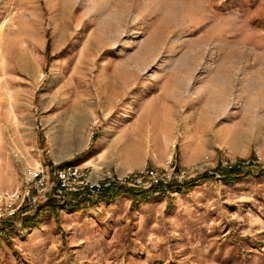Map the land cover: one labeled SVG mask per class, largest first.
<instances>
[{
	"label": "rangeland",
	"instance_id": "obj_1",
	"mask_svg": "<svg viewBox=\"0 0 264 264\" xmlns=\"http://www.w3.org/2000/svg\"><path fill=\"white\" fill-rule=\"evenodd\" d=\"M39 161L135 195L15 220L0 264H264V172L214 170L264 168V0H0V191Z\"/></svg>",
	"mask_w": 264,
	"mask_h": 264
},
{
	"label": "trees",
	"instance_id": "obj_2",
	"mask_svg": "<svg viewBox=\"0 0 264 264\" xmlns=\"http://www.w3.org/2000/svg\"><path fill=\"white\" fill-rule=\"evenodd\" d=\"M250 167L256 166V164H253L252 162L249 163ZM216 171H220L224 173V179H234L239 176H244L248 174H260L264 172V168H260L257 166V170L254 171L241 169L237 166L230 165L228 167L223 166L220 167V165L217 164V166L214 168ZM207 173L204 172L200 175H196L194 179L204 177ZM189 179V180H194ZM185 180L178 181L177 179H170L166 182L156 181L150 184V186L147 189H142V187L138 188L140 193H146L147 191H164L170 188H175V190L181 189V184H184ZM136 188L127 185L125 183H117V182H109L108 184H104V182H101L98 187L95 188L94 193H91L90 190L87 187L82 188L81 190L76 191H64L61 195L56 194L54 191L49 192L44 199H42L40 202L37 203L35 209L32 211L33 213H29L27 208H22L21 211L14 213L13 215L0 219V230L5 231L10 228H12L15 224V220H17L22 228H28L31 225V222L38 216V213L43 210L44 208L47 209H54L57 203H61L62 206H65L67 204H79L80 202L86 200H93L98 199L100 201L105 199H112L115 196H118L120 194H129L134 197Z\"/></svg>",
	"mask_w": 264,
	"mask_h": 264
},
{
	"label": "built area",
	"instance_id": "obj_3",
	"mask_svg": "<svg viewBox=\"0 0 264 264\" xmlns=\"http://www.w3.org/2000/svg\"><path fill=\"white\" fill-rule=\"evenodd\" d=\"M236 166L239 167L240 164L236 163ZM71 168H73L72 164L67 167V169ZM52 173L55 174V171H52ZM49 176L50 173L47 170L46 165L39 161L35 166L29 169L26 174L24 173V178L20 185L0 191V219L7 218L16 212L21 211L23 207L27 208V210H32L36 207L37 203L40 202L42 198L44 199V197L51 191H54L56 194H58L57 191L64 192V189H66L64 186L68 183L65 178L57 173V182L54 184L53 181L49 180ZM123 177L124 176H117L116 178H112V181L100 180L95 183H86L76 190H81L82 188L87 187L91 193H94L95 188L98 187L101 182H104V184H108L109 182L123 183Z\"/></svg>",
	"mask_w": 264,
	"mask_h": 264
}]
</instances>
